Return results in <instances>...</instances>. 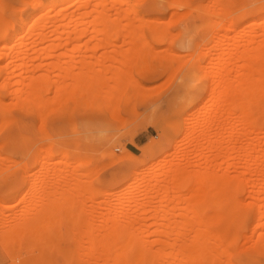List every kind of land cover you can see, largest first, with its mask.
<instances>
[{"label":"rangeland","instance_id":"obj_1","mask_svg":"<svg viewBox=\"0 0 264 264\" xmlns=\"http://www.w3.org/2000/svg\"><path fill=\"white\" fill-rule=\"evenodd\" d=\"M23 1L25 3H23ZM23 1L0 0V3L2 4L0 6V9L4 7L2 10H0L3 11L0 12V17L1 19L4 18L2 19V21L4 20L3 22H5L6 25H9L7 21L13 23L18 15L25 14V12L29 10L25 4L30 0ZM112 1L113 0H110L111 3L109 2L108 8L110 7V5L112 6ZM171 1L173 0H160L159 6L157 8L146 10L144 5L151 4L152 0H144L138 8L143 17L145 19L147 18L146 21L148 20V22L151 23L155 20L154 22H161V26L159 25L160 23H157L160 27L166 26L165 29L162 28L163 31L159 30L158 32H152L151 30H144L143 32H140L142 33L140 35L138 32L140 30H135L134 35V31L131 30H128L129 33L123 30H114L108 31V33H106L105 35V37H110V39H108H112V41L113 38H111V36L122 37V33L126 34L125 38H128L129 40L133 39L135 36H139L140 38L137 37L139 43V39L144 38L147 44L145 46L141 45L142 47H138L139 44H137V46L135 45L136 49H133L134 46L132 47V44L130 45L129 40L127 41L126 39H124V41L126 40V42L124 43L125 45L122 44V46L120 45L114 47L111 44L107 46L104 44L105 46L102 45V47L101 45L97 47L93 46V44H91L90 42L94 43L98 40H101L102 38H97V35H95V33L91 31H88L81 37L76 36V38H79V42L75 41L77 40L75 38L67 39L68 41L65 40L67 41L65 45L59 48V50H55L56 52H53L55 54H52V56L48 58L47 56L45 58V55L44 53H42V51L39 52L36 49H22L24 52L25 50H28V53L30 54L25 57L26 63H23L25 62V58L21 59L18 57V59H16L17 64L14 68L15 75L12 78V81L15 80V84H11L15 87L13 88L12 86L16 98L14 97V95H12L14 97L12 98L11 94L8 93V90L0 88V99L2 103L4 102L3 106L9 109L10 115L12 116L10 117L13 120L11 128L0 127V203L8 202V205H4L7 206L8 209L4 210L2 209L3 205L0 206V210H4L2 213V217L7 218V225L3 226L2 228L5 227V229L3 230L10 231L9 227L11 225L15 227H10L11 231H14L15 229H17L16 227H23L25 225H21L20 223H18V221H38L36 222L38 223L37 226L41 227H38L39 230L37 231H39V233H35V236L39 237L42 236V234L43 236H46V234H48V232L50 231V234L51 232H53L54 234H58L56 235V238H59H57V241L55 240V242H57V245H55V242H53V244H51L54 246L49 244V247L48 244L43 243L45 242L43 238L36 237L35 239H38V241H34L33 239L35 236L30 237L34 242L29 240V237H27L29 242L33 244H27L26 242H28V240H24L26 237H23V239L18 238L19 245H15V242H17L15 239H12V244L10 243V241L12 240H7L9 244L6 240H3L5 241L4 243L0 242V261H7L8 264H105L100 256L93 255L90 250L91 235L93 234V231V235L101 233L102 224L100 223V221L94 222V227H92L93 223L91 225V223L88 222L90 226H86L85 229L88 228L86 231L89 235L81 237L76 243H74V241L72 242V240H74L72 239L73 236H71L73 229L72 232L69 233L71 230H68L66 227L69 233L68 236L67 230L66 232H64L65 227H61L60 225H58L59 223L56 224L53 222L52 224H55L53 226H51V223L50 226H44L46 225L45 215H48L47 212L49 211V215L51 214L52 216L57 213V211H59L54 208L55 205L53 206L55 201L58 200V193H60L61 191L66 192L67 186L72 185L73 182H77L79 186H88V188H90L89 186H91L92 191H94V189L96 190L93 193L88 191L83 192V196L79 198V201H81L83 205H78L79 208L77 207V205H69L70 207L66 211L76 213L77 210H79L78 212L88 214L91 205H140L142 203H144V205H164L167 199H163L166 198V194L170 190L171 192L169 193H174L173 197H177L178 200L174 201L173 199H171L169 200L168 205H179L180 201H184L188 197L190 198L193 187L201 186L203 184L202 181H196V179L192 177L193 174L195 175L198 172L203 171H209L215 174L226 173L227 175H229L230 180L232 181L233 177L235 176V169H237L238 171L240 170V172H245L248 164L244 163L246 161L244 158V154L239 150H244V148L242 149V146L244 144L243 147H247L248 144H246L245 146V143H247V141L249 140L246 139V137H244L240 132L236 133L237 139H240L239 141L236 140V145H240L239 142L242 141V146H237V154L241 153L243 155L242 156L240 154L242 157L238 155L240 157L238 161L240 159H243L244 162L243 160H241L242 162L239 161L240 163L238 162V166H236L234 169V163L232 160L231 165V161L226 160L227 158L224 157L225 155L222 156L221 154L220 156H218L220 143L222 139H224V136L226 137L227 134H223V136L219 131V126L218 128L216 126L219 124V111L216 112V110H218V104L214 105L217 100V98L214 97H218V94H215L217 92L216 88L214 94H212L213 91H209L212 87L210 85H212L211 83H213L210 82V80L212 79L213 81L219 79L217 77L221 68L219 67L218 61H221L224 51L229 47L227 45L229 43V45H231L233 42L232 40L237 39L236 41L239 42L238 40L241 39L240 41H242L243 37L253 34L252 32L254 31L258 32L259 30H261V28L264 27V20L256 21L254 23L255 14L253 13V9L257 6L262 5V2H264V0H232L233 3L229 7V14L227 15V17L226 15H223L225 18L218 16V14H209L210 16L207 15V17L203 14L201 16L198 15L199 9L201 11H205L206 8H208L216 12L219 11V8L221 6L219 2H216L215 0H187L185 3H188V5L185 4V6L182 5L184 3H181L180 1ZM114 2L117 9L122 8V12H126V10L129 9L128 7L126 8L124 4L122 6V4L120 3V5L122 6L120 7L119 4L117 6L116 1ZM174 2H176V5L174 4ZM87 5L88 4L84 3L82 6L86 7ZM79 6L80 5L78 3H74L70 7V10L77 9L79 8ZM188 6L190 7V9ZM204 6L205 8H203ZM113 7L114 5L112 6V8ZM191 7L193 8L192 10ZM124 8L126 9L124 10ZM110 9L111 8H109V10ZM246 10H248L249 12ZM245 11L248 12V14H243L246 13ZM113 12L115 11L112 9L110 12L111 19L115 21L118 20L117 22H115L117 23L116 25H125L127 22H131L132 19L134 20V22L132 21L134 25H139V23H137V19H135L131 15H129L130 18L128 17V19L125 20V17L123 18L121 16L119 18V14L116 15V13H114V15L116 16L112 15ZM52 14L53 12L50 14V16H52ZM5 19L7 21H5ZM226 20L227 22H231L230 25H232L231 27H233L230 31L226 30L228 28H231L229 23H226ZM224 24L229 25L228 28L221 27ZM224 30L226 31V33H224ZM232 31L235 33V36ZM220 33L224 34L221 36ZM258 33L261 34V32ZM260 34H256L255 38L257 41L261 38ZM212 36H215L217 40L222 37L220 38L221 41L219 40L220 42H222L223 36H228V39H230L231 36L232 40L229 42L228 39L224 37L225 39L222 42L223 44H221L223 45L225 50H223L222 48H216V50L215 48L211 47L213 46L212 44L217 41L216 38H213ZM136 37L134 38L135 40ZM226 39L229 43L227 41L225 42ZM86 43L89 44V46L86 45ZM128 44L130 45V47H128ZM75 45H77L78 48ZM144 48L146 51L144 50ZM239 48L237 51H239ZM130 49H133V51H131ZM128 50L131 57V53H134L135 50V55L137 53L140 56L139 59L136 55V60L137 62L138 60H140L141 62L139 61L138 63H136L137 65H134L135 63H131L128 60H126L128 64L124 62L126 58L131 59V57H128ZM113 52L114 55L112 54ZM146 52L149 53L146 54ZM122 53L123 55H125V59H122L123 62L121 61L120 57V54L121 56H123ZM158 54L160 56H158ZM142 55H144V57L146 55V60L145 58H142ZM161 55H163V57H168L167 59H164H169V61H159L160 57H162ZM169 57L171 58V61ZM20 59L22 60V63L19 61ZM133 60L134 59H132V61ZM136 60L134 62H136ZM233 60L235 61L233 62ZM227 61L228 62L225 64V67H227V72L230 75V80L234 82V78H236V76L238 77L237 73L240 75L242 74L240 72H243V68L241 69V67H243V62L242 60L238 61L241 67H239L237 63L238 68H235L234 64L237 61V57H234V59L232 58L231 61ZM231 62L234 63L232 66ZM39 63L43 64V66L40 64L42 66L41 67ZM2 64L9 63L7 61H4L2 62ZM213 66L215 68L217 67L215 71ZM197 68H201L204 75L206 74L205 72L209 71V74L207 73V75L211 76L210 79H202V70L198 69L199 71H196ZM239 68L241 71L239 70V72H237ZM110 69H113L114 71H112L116 74L119 73L118 75L123 72L120 76L125 80V83L122 79L121 80L123 82L121 80L118 81L124 84H121L123 85L122 87H124H121V89L124 90L120 89V85H117L115 79L111 77L110 79H107L109 76H111V71H109ZM232 69H236V76L234 78H231V76L233 77L235 75ZM85 70H90L94 74L106 72V76L108 74L109 76H107L105 80L100 83H97L95 81V78L93 77L83 79H67L65 76L66 73L76 74ZM128 71L131 72L129 73ZM212 71L213 73L217 72L218 74L214 73L210 75V72ZM196 72H199L200 75L194 74ZM125 73L126 76H130V78L124 77L123 75ZM214 75H217V77ZM39 76L41 77L39 78V80H41L43 76H47V79L49 81L48 89L45 90L44 88L46 92H43L44 90L41 91V93L39 92V96L40 94H42L43 96V99L40 98L41 96L39 97L40 102H42V100L43 102L45 100H47L45 102H48L45 108L48 109H46V113H48L47 115H49V117L46 116L45 120L43 119V117L42 119L44 122L42 121V123L41 120L39 122V118L36 116V114L28 110L26 105L28 103L25 101V105L22 103L23 99L25 100V94L27 93V91H30V87L27 86L28 81H30V78H32L31 80H34L37 79L35 77ZM1 77L2 75L0 74V79ZM214 77H216V79ZM125 78L127 79V81L130 80V82H132V80L136 81V83H132L133 85L135 84V90H131V86H133L132 84H127V87L125 86L127 83ZM257 80L258 76L255 75V81ZM1 81L2 80H0V82ZM74 84H81L80 88H83L82 91L85 89L84 87H86V93H82L81 97H79L80 100H77L76 103L72 98L74 96L72 94L71 96L66 95L65 92L66 90L70 91ZM97 84L98 86H96ZM115 85L118 86L119 89ZM95 86L97 90L95 89ZM108 86H110L111 89L110 87L108 88ZM28 87L29 90H27ZM114 87H116L117 89ZM19 88L20 90H16ZM88 88L96 90L93 91V94L95 92L96 95V92H98L99 95L91 96V94H89L87 91ZM112 88L114 89L112 90ZM99 89L105 90V92L103 90L104 93H101V95L104 94L103 99L105 96H107L109 99H107L106 97L105 98L107 100L100 99ZM115 89L116 91H119V93H114ZM120 91H122V93ZM128 91V94L131 93L132 95L130 94L129 96L127 94ZM132 91H134V93H132ZM208 92H210L211 94ZM87 93L91 97L88 96ZM90 93H92V91ZM117 95L120 97H118ZM17 97L19 99H17ZM115 97H118L119 99L116 100L117 102L114 101ZM125 97L126 99H124ZM10 99L11 102H14V104H16V106H12V103H10ZM82 99H84V102ZM94 99L95 101H93V103H91L92 101H89ZM214 99H216L215 102L212 101ZM14 100L17 103H15ZM68 101L70 102L65 105V103ZM103 101L105 102V104L103 103ZM42 104H44V106L46 105L45 103ZM103 104L106 107H104ZM62 105H65L64 109H62ZM9 106H11V108ZM216 106L217 108L215 109L214 107ZM113 108L115 109V111ZM24 109L26 110L24 111ZM210 113L211 115L212 113H217L213 115L216 120L213 118V116L210 115ZM260 114L261 113L259 111L253 113V116L256 119V126L252 128L248 127V130H251L250 136H252V138L255 137V140L257 142L256 148L258 149V152L259 150H262L264 148V114L262 118L260 117ZM210 119H212L213 122ZM39 125L44 129H40L41 127ZM240 137H242L243 139ZM151 149L153 150L151 151ZM44 150H49L50 152L53 151V153L58 150H64V153L67 152V155L71 159V161L67 159L64 160V163H59L61 161L60 155L58 153H55L53 155V173L50 174L48 178L45 177L46 181L44 178L43 169L41 167L44 161L42 158L44 157ZM149 150L151 152H148ZM78 164L82 166L78 167ZM244 164L247 166H245ZM74 167L76 171L74 170ZM176 167L186 169V171L192 173L191 176L189 175L190 177L188 180L186 179L188 173H186L182 178V187L180 186L181 190H179V188L172 189V185L170 182L172 171ZM89 168L92 170H90ZM60 170L63 172V184L61 188H58L56 181L58 180L57 173ZM94 172L95 174L93 176L92 173ZM88 173L91 175L89 176ZM143 175L144 177H142ZM242 176L244 181L250 177L248 176V174L246 175V173H243ZM243 180L242 183H247L248 181H250L247 180L243 182ZM27 183L31 185V188H33L31 189V191H27L28 193L25 190L28 185ZM45 184L49 185V194L47 193L49 198L46 194L47 198H44V200H42V195H45L43 193V190L46 186ZM149 184L159 187L156 189L151 187L149 188V193L144 194L143 191L147 187H150ZM243 185L244 184H242V191H240L239 193V198L243 199L242 202L246 204L250 202V200H252L250 197L251 192H249L252 187L250 186V189L249 185ZM134 188L136 190H133ZM255 190L256 189H254V191L252 190L254 194L256 193ZM178 193L179 195H185V199L183 198V195H180V198H178ZM175 194L178 196H176ZM221 194L224 193L222 192ZM233 194L231 192V195ZM66 195V197L69 199L75 196L73 190L72 192H68ZM207 196L209 198L208 200H210L209 193H207ZM220 196L216 195L215 197L219 198ZM192 197V199H194L196 203L199 202V205H205L203 204V198L199 196L194 197L193 193ZM222 198L219 199L221 200ZM234 199L235 198L231 199L232 202H234ZM48 200H50V202L47 203H52V206L45 205V202ZM216 200L218 201L217 198L214 199L213 202L210 200L211 205H219V203H223L221 205H224V199H222L223 201L221 200L222 202H217ZM215 201L216 203L214 204ZM43 203L45 206L43 205ZM244 205H241L243 220L235 228L236 237L233 242V248H235L234 254L229 257L225 254L224 257L221 254V258L219 254L218 256L216 255L221 259L220 260L218 258L221 262H224L225 260L227 261V259L229 258L231 259V262L234 263L235 260L243 255L251 257L257 262V264H259L261 258L264 257L263 253L258 251L256 252V250H254L257 245V239H255L257 238V233L253 234V238L250 237L252 236V234L250 233L252 232L251 219L257 213V206L245 205V207H243ZM48 206L51 209H49ZM56 207L58 206L56 205ZM53 210H55V212ZM211 211L212 209L208 207L204 213L208 216V214L211 215ZM130 213L136 215L137 211L135 208H132L130 210ZM186 213L187 212H185L184 214L188 215ZM146 215L149 217L148 213L145 214V217H147ZM144 218L141 219V222L139 223H143L142 225L145 224V226L147 223L150 224L149 222L151 219L149 220L147 218L146 221V218L145 220ZM158 222H160V220H158ZM189 222L190 224H192L191 221ZM40 223H43V226ZM152 224L153 222L151 220L150 225L153 226ZM190 224H188V221L186 222L185 227L187 228V230L184 227L186 231L181 230L182 233L184 232L185 234L186 232H189L191 236L192 234L194 235L195 233H197L199 229L202 230L201 227L196 226L194 227L196 228V232L193 233L194 230L191 227L195 223H193L191 227L189 226ZM57 225L59 226V228L57 227ZM142 225L139 227V225L137 224L139 230L142 227V231L140 230L141 232L147 231L150 228L154 230L153 227H149L148 229V227ZM68 227L69 229H71V226ZM41 228L44 230V232L46 231V234L41 231ZM47 228L50 230H48ZM155 228H157V225ZM150 230L147 232L150 233ZM56 231L58 232L56 233ZM154 232L151 231V235L147 234L145 236H148V238L151 240L153 239V235L155 234ZM54 234L51 235H53L55 238ZM74 234L75 233L73 232V235ZM138 234L140 233L138 232ZM66 236L68 237L66 238ZM249 237L250 239H248ZM59 244L61 247L63 246L62 248L69 249L67 251L72 253V257H68L65 256V254H62L61 249L58 246ZM71 244H73V246ZM253 245H255L254 249L252 247ZM238 247L240 249H238ZM215 254L216 253L212 255L215 256ZM226 256L228 258H226ZM223 258H225V260ZM77 260L79 261V263L77 262Z\"/></svg>","mask_w":264,"mask_h":264},{"label":"bare ground","instance_id":"obj_2","mask_svg":"<svg viewBox=\"0 0 264 264\" xmlns=\"http://www.w3.org/2000/svg\"><path fill=\"white\" fill-rule=\"evenodd\" d=\"M21 1H23V0H21ZM114 1H116L117 6H118V4L120 5V3H121L122 6L124 4L125 7L126 8L128 7L129 9L126 10V12L125 11L122 12V10H121L122 8L121 9L116 8V6H115L116 4ZM143 1L144 0H113L112 6L114 5L115 8L114 7L112 8V6L110 5L109 8H111V9L109 10L108 5H109L110 0H30V1L26 2V4H25L29 10L27 12H25V14L18 15L13 23H10L9 21H7L5 19V21H7L9 23V25L8 24L6 25L5 22H3L4 20L2 21V19H4V18L1 19V17H0V74L2 75V77L0 79V80H2L0 82V88H4V89L8 90L9 91L8 93L11 94V97L12 98L15 97V95H14L15 92L13 90V88H15V87L11 84H13L15 81V80L12 81L13 80L12 78L15 75V72H14L15 69L14 68L16 67L15 65L17 64L16 59H18V57L23 59V58L27 57L28 54H30V53H28V50H25V52H24L23 51L24 49H33V50L36 49L39 52L42 51V53H44V55H45V58H46V56L48 58V57L52 56V54H55V53H53V52H56L55 50H59V48L63 47L65 45V43L68 41L67 39L75 38V39H77L75 41L79 42L78 37L83 36L88 31L95 33V35H97V38H99V39L102 38L101 40H98L94 43L90 42L91 44H93V46H96V47L100 46V45L102 47V45H104V44L106 46L111 44L114 47L120 46V45L122 46V44H124L126 42V40L127 41L129 40L128 38L127 39L125 38L126 34H124V33H122L123 34L122 37H120V36L113 37V36L109 35V36H111V38H113V41H112V39L109 40L110 37H105V35H106V33H108V31H114V30H121L122 31L123 30L125 32H128V30L129 31L131 30V31H134L133 32L134 35H135V30H140V31H138L140 35L142 34L140 32L141 31L143 32L144 30H151L152 32H158L159 30L163 31V29H165L166 26L160 27L161 22H158V21L154 22L155 20L152 21L151 23L148 22V20L146 21L147 18L145 19L143 17L142 13L138 10L140 4ZM173 1H171V2H173ZM175 1L176 2L180 1L181 3H184V4H182L184 6H185V4L188 5V3H185L187 0H185V1L175 0ZM215 1L219 2L220 6H221L219 8V11L216 12L212 9L206 8V10L205 11L202 10L203 11L202 12L199 9L198 15L201 16L203 14L207 17V15H209V14H211V15H217L218 14V16H220L222 18L224 17L223 15H226V17H227V15L230 12L229 7L233 3L232 0H215ZM176 2H174V4ZM23 3H25V2L23 1ZM74 3H78L80 5L79 8L70 10L71 9L70 7ZM84 3H86L88 5L86 7H83L82 5ZM159 3H160V0H152V2H151V4L156 5L154 8H157L159 6ZM1 5L2 4L0 3V6ZM122 6L120 5V7H122ZM13 8H15V7H13ZM126 8H124V10ZM203 8H205V6ZM2 9H0V10H2ZM112 9L115 11L112 13V15H114V13H116V15L119 14L120 16H118V17L119 18L121 16L123 18L125 17L124 18L125 20L128 19V17L130 18L129 15H131L132 17L137 19V23H139V25L135 24L136 25L135 26L134 23H132V21L134 22V20L132 18H131L132 21L127 22L125 25L124 24L121 26H119V24L116 25L117 23H115V22H117L118 20L115 21V20L111 19L110 12ZM189 9H190V7H189ZM192 9L193 8L191 7V10ZM240 9H241V6H240ZM246 11H248V10H246ZM0 12H3V11H0ZM52 12H53V14H52V16H50V14ZM248 12L243 13V14H248ZM253 13L255 14L254 23L256 21H261V20L263 21L264 20V2H262V5L255 7L253 9ZM185 14H186V12H185ZM116 15H114V16H116ZM159 21H161V20H159ZM157 23L158 24L160 23L159 24L160 26ZM226 23H229V25H230L231 22H227V20H226ZM225 25L226 24H224L221 27L228 28L229 25H226V26ZM231 26L232 25H230V27ZM232 28L233 27L228 28L226 30L230 31V30H232ZM233 31H234V29H233ZM248 32H250V31H248ZM258 32H261V34ZM258 32L254 31V32H252L253 34L247 35V36L245 34L246 37H243L244 39L242 38V41H240L241 39L238 40L240 43L236 41L237 39H234L235 41L232 40L231 36H230V39H228L229 38L228 36L227 37L223 36L222 42L225 38H227L229 42L231 40L233 41L232 44L229 45L230 43L227 41V39L225 40V42L227 41L229 43L227 45L229 47L226 48V50L222 45L223 43L220 42L221 41L220 38H222V37H220L217 40V38L214 36L217 41L214 44H212L213 46H211L215 49L216 48H219V49L222 48L223 50H225L223 53V58H221V61H218L219 67L221 68L219 70L220 71L219 75H218V77H217V75H214L219 79H216V77H214L216 80L212 81V79H211L210 82H213V83H211L212 85L209 84L210 86H212L211 90H209V91H211V92L213 91L212 94H214V91L216 88L217 92L215 94L216 95L218 94L217 95L218 97H214V98H217V100L216 99L212 100L214 102L216 100L214 105L218 104V110H216V112L219 111V120H218L219 124L216 126H217V128L219 126V131L221 132L222 135L227 134L226 135L227 139L223 135L224 139H222V141L220 143L218 156H220L222 154V156L225 155L224 157L227 158L226 160H230V161L232 160L234 163L233 164L234 169L236 166H238V164L240 162H242L241 160H243V159H240L239 160L240 162L238 161V159L240 158L238 155H240L241 153L237 154L238 153L237 146L239 144L236 145V140L237 141L240 140V139L239 140L237 139L236 133L240 132L241 134H243L244 137H246V139L249 140V141H247V143H245V146H246V144H248L247 147H243L244 144L242 146V144H241L242 141L239 142L240 143L239 147L242 146V149L244 148V150H239V151H242V153L244 154V158L247 161V163H246V161L244 162V160H243V162L245 164H248V166L244 164L245 166H247V168L245 169V172L242 170H241L242 172H240V170L238 171L237 169H235V176L233 177L232 181L230 180L229 175H227L226 173L215 174L213 172L211 173L209 171H203V172H198L195 175L193 174L192 177H194V179H196V181H202L203 184L201 186L193 187L191 192L194 194V197L199 196V197L203 198L204 199L203 204H205V205H199V202L196 203V201L194 199H192L193 198L192 193H191V196L189 195L190 198L186 197L189 200L184 198L185 195L180 194V195H183V198L185 199L184 201H180L179 205H168L169 200H171V199H173L174 201L178 200L177 197H175V198L173 197L174 193L173 194L169 193V192H171V190H170L166 194V198L163 199V200L167 199V201L164 205H144V203H142L140 205H91L88 214L78 212L79 210H77L78 213L66 211L69 209V207L71 205H73V206L77 205L78 208H79L78 205H83V203L81 201H79V198L81 196H83L82 195L83 192L88 191V192L93 193L96 190V189H94V191H92L91 186H89L91 188V190H90V188H88V186H79L77 184V182H73L72 185L67 186L66 192L61 191L60 193H58V197H57L58 200H56L55 203L53 202L54 203L53 206L55 205L54 208L56 210H59V211H57V213H55L52 216H51V214L49 215V213H48L49 211L47 212L48 215H45L46 213L44 214L46 216V225H44V226H50L54 222L56 224L59 223L58 225H60L61 227H65V231L63 230L64 232H66V230L68 229V230H71L69 232V233H71L72 229H73L75 236L73 235V232H72L71 236H73L72 239H74V240H72V242L74 241V243H76L81 237H85L86 235H89V234H87V231H86L88 228L85 229L86 226H90L88 224V222L91 223V225L93 223L92 227H94V222L100 221V223L102 224L101 233L93 235L94 234V231H93V234L91 235V242H90L91 248H90V250L93 253V255L100 256L102 258V261L105 264H234L233 262H231V259H229L228 257L231 256L232 254H234L235 248H233L234 247L233 242H234L235 237H236V229L235 228L243 220V214L241 212V205H244L245 203L242 202L243 199L239 198V193H240V191H242L241 190L242 184H244L243 186L249 185V188H250V186L252 187V189L250 188L251 190H249V192H251V196L250 195L249 196L251 197L252 200H250V202L246 203L245 205H256L257 206V213L251 219L252 220V223H251L252 224L251 225V227H252L251 231L252 232H250L252 234V236H250V237H252V238H253V234L257 233V238H255V239H257L256 240L257 245H256L255 249H254L255 245H253L252 247L254 250H256V252L258 251V252H261L264 254V163H263V161H264V148L262 147L263 149L259 150V152H258V149L256 148L257 142L255 140V137L252 138V136H250L251 130H248V127L252 128V127L256 126V124H255L256 119L254 118L253 113L259 111L262 114V115L260 114L261 118L264 114V27L261 28V30H259ZM103 33H105V34H103ZM224 33H226V31ZM224 33H222V34L220 33V35L222 36ZM21 34H23V35H21ZM256 34L261 35V36L259 35L261 38L258 41L255 38ZM100 35H102L103 37ZM216 35H218V34H216ZM76 36H78V37L76 38ZM127 36H128V34H127ZM234 36H235V33H234ZM137 37L140 38L139 36H137ZM137 37H136V40L133 38V39H130L131 41L129 40L130 43L127 42L130 45L132 44L131 45L132 47L134 46L133 49H136L135 45L137 46V44H139L138 47L141 45L145 46L147 44L144 38L139 39L140 40V43H139ZM232 37H233V35H232ZM124 39H126V40L124 41ZM65 40H67V41H65ZM86 45L89 46V44H87V43H86ZM130 45L128 47H130ZM75 46H77V45H75ZM74 48H76V47H74ZM77 48H78V46H77ZM79 48H81V47H79ZM145 48H144V50H145ZM238 48H239V51H237ZM133 49L132 50L130 49V50L133 51ZM138 51H139V49H138ZM138 51H136V52H138ZM114 52L112 53L113 55H114ZM128 52H129V50H128ZM148 53L146 52V54H148ZM122 55H123V53H122ZM131 55H132V57L130 56V52H129L128 57H131V59L130 58L125 59L124 58L125 55L121 56V54H120L121 61H122V59H125L124 62H126L127 64H128V62L126 60L130 61L131 63H135L134 65H137L136 63H138L140 60H138V62H137L136 55L138 56L139 59H140V56L137 53L135 55V50H134V53L133 52L131 53ZM142 56H143L142 58L143 59L145 58V60H146V55H145V57H144V55H142ZM158 56H160V55L158 54ZM161 56L162 57H160L159 61L160 60L164 61V62L169 61V59L165 60L168 57H163V55H161ZM231 56L233 59H234V57H237L236 63L234 64L233 62L235 60H233V62H231L232 63L231 66L234 64L235 68L236 67L238 68V66L241 67L239 65L238 61L242 60V62H243V65H242L243 67H241V69L243 68V72H240V73H242L240 75L237 73L238 77L235 74L236 69H234L235 71L232 69V71L234 72L235 75L233 77L231 76V78H234L235 76L237 78V79L234 78L235 79L234 82L232 80H230V77H229L230 75L227 72L228 71L227 67H225V64L228 62L227 60L231 61V59H232ZM126 57H127V55H126ZM134 57H136V58H134ZM228 58H231V59H228ZM21 59L19 60L20 62L22 61ZM132 59H134V60L132 61ZM135 60H136V62H134ZM4 61L5 62L7 61L9 64H2V62H4ZM170 61H171V58H170ZM230 61H229V63H230ZM23 63H26V58H25V62H23ZM237 63H238V66H237ZM11 64H12V66H11ZM40 64L41 63H39V65ZM18 65H19V63H18ZM41 65L43 66V64H41ZM214 65H215V63H214ZM216 68L214 67V71ZM233 68H234V66H233ZM198 69L199 68H197L196 71ZM112 70L113 69L109 70V71H111V76H109V74H108L107 76H109V77L107 79H110V77L115 79L117 85H120L119 87L121 89V87L124 85L122 82L124 81V83H125V80L122 79V77L120 76L123 72L120 73V75H118L119 73L116 74L115 72H113L114 70L113 71ZM199 70H202V69L200 68ZM239 70H240V68L238 69L237 72H239ZM128 72L130 73L131 71H128ZM208 72L209 71L205 72L206 74L204 75L203 70H202V73H201L202 79H204V80H208V78L210 79L211 76L207 75ZM217 72H218V70H217ZM126 73L123 76L130 78V76H126ZM214 73L212 71V72H210V75L214 74ZM194 74L200 75L199 72H196ZM255 75L258 76L257 81H255ZM65 76L67 79L68 78L83 79V78L93 77V78H95V81L97 83L103 82L105 80V78L107 77L106 72L94 74L90 70H85L83 72L81 71V72H78L76 74L66 73ZM35 78H37V79H34V78L33 79L36 81L31 80L32 78H30V81H28L27 86L30 87V91H27V93L25 94L26 96H24L25 100L23 99L22 103L24 104V101L27 102L28 104H26V105H27L28 110L31 111L32 113L36 114V116L39 118V122L41 120V123H42L43 119L45 120L46 116L49 117V115H47L48 113H46L47 108H45L47 106L48 102H45L47 100H45L43 102V100H42L43 96H42V94H40V96H41L40 97L39 92L41 93V91H43L44 88H45V90L48 89L49 81L47 79V76H43V78L41 80H39V78H41L40 76L35 77ZM212 78H213V76H212ZM197 79H198V77H197ZM118 80L119 81L121 80L122 82L120 83ZM217 80H218V82H217ZM126 81H127V79H126ZM128 82H130V80L127 81V83L125 85L126 87L128 86L127 84L136 83V81H134V80H132V82H130V83H128ZM214 82H215V84H214ZM25 83H27V82H25ZM121 84H123V85H121ZM80 85L81 84H74L72 86V88L70 89V91H68V90L65 91L66 95L71 96V94H72L74 96L72 98L74 99L75 103L77 102V100H80L79 97H81L82 93L83 94L86 93L85 92L86 87H84L85 89L82 91L83 88L81 89ZM12 86H13V88H12ZM96 86H98V84ZM96 86H95V89L97 90ZM133 86H134V88H133ZM133 86H131V90H135V84ZM29 87L27 90H29ZM109 87L110 86H108V88ZM116 87L118 88V86H116ZM116 87H114V88H116ZM141 87H139V88H141ZM114 88H112V90ZM122 88H124V87H122ZM110 89H111V87H110ZM116 89H115L114 93L117 94V93H119V91H116ZM125 89H127V88H125ZM16 90H20V88L16 89ZM45 90L43 92H46ZM96 90H94L92 88L87 89L88 93L91 94V96L95 95V92L93 94V91H96ZM99 90H100L99 91L100 97L99 96L98 97L100 99H103L104 94L101 95V93L103 92L104 89L103 90L99 89ZM121 90H124V89H121ZM91 91H92V93H90ZM61 92H62V90H61ZM104 92H105V90H104ZM120 92L122 93V91H120ZM88 93H87V95H88ZM96 93L97 94L95 96L99 95L98 92H96ZM128 93H129V91L127 92V94ZM132 93H134V91H132ZM208 93H210V92H208ZM130 94H128V95L130 96ZM12 95H14V97ZM18 95H19V93H18ZM88 96H90V95H88ZM88 96H87V98H88ZM39 97L42 98L41 99L42 102H40ZM105 97L107 99H109L107 96H105ZM105 97H104V99L107 100ZM118 97H120V96H118ZM118 97L117 98L115 97L114 101H116L118 99ZM26 98H27V101H26ZM99 98H98V100H99ZM128 98H130V97H128ZM17 99H19V98L17 97ZM124 99H126V97ZM82 100L84 102V99H82ZM89 101H92L91 103H93V101H95V99L89 100ZM69 102L70 101L66 102L65 105H67ZM3 103L0 99V127L11 128L12 124H13V120L11 119L12 116L10 115L9 109H7L6 107L3 106ZM10 103H12V106H16V104H14V102H11V99H10ZM15 103H17V102L15 101ZM42 103H45L46 105L44 106V104H42ZM103 103L105 104L104 101H103ZM110 104H111V102H110ZM65 105L61 106L62 109L65 108ZM9 107L11 108V106H9ZM104 107H106V106L104 105ZM214 108L216 109L217 106ZM25 110L26 109H24V111ZM114 111H115V109H114ZM116 111H118V110H116ZM215 114H217V113H212V115L210 113L211 116H213ZM213 118L216 120V118L214 116H213ZM260 119H259V121H260ZM207 120H208V118H207ZM210 120L212 121V119H210ZM211 121H209V122H211ZM206 126H208V125H206ZM40 127H41L40 129L43 128L42 126H40ZM257 127H258V125H257ZM241 134H239V135H241ZM240 138H242V137H240ZM152 150L153 149H151V151ZM44 151H45L43 153L44 157H42L44 161H43L42 166H41L43 169V172H44V178L45 177L48 178L49 175L53 173V169H52L53 168V155L55 153H58L60 155L61 161L59 163H64V160H67V159L69 161H71V159L67 155V152L64 153L65 152L64 150H58L54 153H53V151L50 152L49 150H44ZM151 151L149 150L148 152H151ZM232 161H231V165H232ZM80 164H82V163H80ZM79 166H82V165L78 164V167ZM74 170L76 171L75 167H74ZM90 170H92V169H90ZM62 173L63 172L61 170L57 173V177H58L57 181L58 182L56 181V183H57L58 188H61L62 184H63ZM186 173H188V175L186 176V179L188 180L189 177L192 175V173L189 171H186V169H181L179 167H176L172 171V175L170 177L172 189L173 188H179V190H181L182 178L184 177V175ZM243 173H246V175L248 174V176H250L249 177L250 179L247 178V180H250L247 182L248 184L242 183ZM92 174L94 176L95 172ZM90 175L91 174H89V176ZM142 177H144V175ZM247 180H245V181H247ZM45 181H46V178H45ZM245 181L243 180V182H245ZM45 185L46 186L43 190L45 197L41 194L42 195L41 199L43 198L42 200H44V198H47L48 194H49V185L48 184H45ZM149 186L150 187H147L143 191L144 194L149 193V190H150L149 188H151V187L155 188V189L159 187V186H155L152 184H149ZM31 189H33V188H31V185L28 184L25 190L27 192V191H31ZM34 189H36V188H34ZM254 189H256L255 194L253 193ZM72 190H73L75 196L73 198L69 199L66 197L67 196L66 194L68 192H72ZM133 190H136V189L134 188ZM233 191H234V194H233ZM222 192L224 194H221ZM231 192L234 196L231 195ZM207 193H209L210 200L212 202L216 198L218 199V201L216 200L217 202H219V201L222 202L223 201L222 199H224V205H221L223 203H219V205H217V204H215L216 201L214 202L215 205H211L210 200H208L209 198L207 196ZM46 194H47V197H46ZM215 194L217 196L221 195L219 198L223 197L221 199L222 201L218 197H215L216 196ZM178 195H179V193H178ZM178 195H176V196H178ZM180 195L178 196V198H180ZM171 196H172V198H171ZM230 198L231 199L235 198L234 202H232V200ZM230 200H231V202H230ZM47 202H50V200L45 202L46 206L52 204V203L48 204ZM231 204H234V205H231ZM4 205H8V202L0 203V206H2V209H4V210L8 209V207L4 206ZM43 205H44V203H43ZM56 205L59 208L56 207ZM245 205L243 207H245ZM41 206H42V204H41ZM67 206H68V208H67ZM208 207H210L212 209V211H211L212 213H211V215L208 214V216H207L204 212L207 210ZM48 208H49V206H48ZM132 208L136 209V211H137L136 215L130 213V210ZM49 209H51V208H49ZM4 210H0V242L4 243L5 241H3V240L9 241L12 239H15L18 242L19 241L18 238L23 239V237H26L24 240H26L27 237H29V240H31L30 237L35 236V233L36 234L39 233V231H37V230H39V228L41 226H37L38 223H36V222H38V221H29V222L18 221V223H20L21 225H23V224H25V225L23 227H21V226L16 227L17 229H15L14 231H11L10 227H13L11 225L9 227L10 231L3 230V229H5V227L4 228H2V227L7 225L6 224L7 218L2 217L3 216L2 213ZM53 211L55 212V210H53ZM69 211H71V210H69ZM185 212H187L186 214H188V215H185L184 214ZM147 213H148L149 217L147 215H146L147 217H145V214H147ZM144 217L146 218V221H147V218L149 220L151 219L153 222V224H152L153 226L150 225L151 220L149 222L150 224L147 223L146 226H145V224L142 225L143 223L140 224L139 222H141V219H143ZM145 218H144V220H145ZM158 220H160V222H158ZM187 221H188V224H190L189 221L192 222V224L189 225L190 227L193 225V223H195L194 224L195 226L193 225L191 227L194 230L193 233L196 232L195 231L196 228H194L196 226L201 227L202 230L199 229V231L201 230L199 232L197 229V231L199 233L197 232L194 235L192 234L191 236H190L189 232H186L185 234H184V232L182 233L183 230L184 231L187 230V228L185 227ZM43 223H45V222H43ZM43 223H40V224L42 225ZM137 224L139 225V227L142 225V226L148 227V229H149V227H153L154 230H152L151 228H150L151 230L149 229L150 233H151V231H153V232L155 231L154 232L155 234L153 235V239L150 240L148 238V236H145L147 234L148 235L150 234L149 232H147L149 230L141 232L142 227L140 228V230H141L140 231ZM154 224H155V227L157 225V228L154 227ZM53 225H55V224H52L51 226H53ZM58 225H57V227L59 228ZM148 225H150V226H148ZM68 226H71L70 227L71 229H69ZM54 227H56V226H54ZM66 227H67V229H66ZM72 227H74V228H72ZM184 227L186 230L184 229ZM13 228H15V227H13ZM137 228L139 231L137 230ZM175 228H177L178 231ZM35 229L37 232L35 231ZM143 229H144V227H143ZM44 230H45V227H44ZM44 230L42 229L41 231L44 232ZM48 230H50V229H48ZM68 230H67V233H68ZM136 230L140 234H138V232ZM52 231H55V230H52ZM57 232L58 231H56V233ZM67 233H66V235H67ZM69 233H68V236H69ZM142 233H144V234H142ZM51 234H54V233L51 232ZM51 234L49 231L48 234H46V236H43V234H42L43 237L42 236H39V237L35 236L33 240L35 241L36 237L43 238V240H45V242H43V243L48 244V247H49V244H51V243L53 244V242H55V240L57 241V238H59V237L56 238V235H58V234H54L55 238ZM188 234H189V236H188ZM68 236H66V238ZM250 237L248 239H250ZM245 239H246V237H245ZM255 239H254V241H255ZM29 240H28V242H26V241L25 242L28 244V243H30ZM8 241H7V243H8ZM34 241H32V242H34ZM37 241H38V239L36 240V242ZM12 242H13V240L10 241L11 244H12ZM17 242H15V245L16 244L19 245V242L18 243ZM56 243L57 242H55V245H57ZM30 244H33V243H30ZM34 244H36V243H34ZM73 244H71V245L73 246ZM52 246H54V245H52ZM58 246L60 247L62 254H65V256H68V257H72V253L67 251L69 249L62 248L63 246L61 247L60 244ZM4 248H7V247H4ZM238 249H240V248L238 247ZM243 249H245V248H243ZM55 250H57V249H55ZM236 250H237V248H236ZM214 253H216L215 256L212 255ZM218 254L220 255V258L222 255L224 256V254L228 255V257L226 256V258H228L227 261L225 260V258H223L225 261L222 260L224 262H221L220 261L221 259L219 257H217ZM69 259H71V258H69ZM77 262L79 263L78 260H77Z\"/></svg>","mask_w":264,"mask_h":264},{"label":"snow or ice","instance_id":"obj_3","mask_svg":"<svg viewBox=\"0 0 264 264\" xmlns=\"http://www.w3.org/2000/svg\"><path fill=\"white\" fill-rule=\"evenodd\" d=\"M155 6L156 5L154 4L144 5L146 10H151ZM0 264H8V262L0 261ZM234 264H257V262L249 256L241 255L237 260L234 261ZM259 264H264V257L261 258V260L259 261Z\"/></svg>","mask_w":264,"mask_h":264}]
</instances>
